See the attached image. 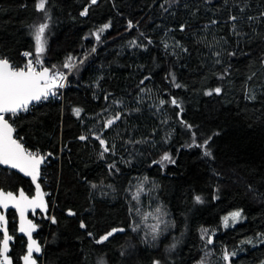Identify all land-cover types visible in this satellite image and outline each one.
I'll list each match as a JSON object with an SVG mask.
<instances>
[{
	"label": "trees",
	"instance_id": "trees-1",
	"mask_svg": "<svg viewBox=\"0 0 264 264\" xmlns=\"http://www.w3.org/2000/svg\"><path fill=\"white\" fill-rule=\"evenodd\" d=\"M35 3L0 0V57L16 66L26 62L23 52L35 59L32 32L46 20ZM46 7L41 60L65 73V86L27 112L6 114L26 149L51 153L38 178L48 206L34 217L39 263L264 264V0H47ZM109 22L98 42L91 34ZM68 56L77 61L70 73ZM97 136L109 148L103 158ZM204 140L210 156L196 146ZM164 152L175 162L161 168L153 161ZM0 188L35 191L30 178L2 166ZM235 210L243 219L225 227L222 217ZM7 218L15 235L8 255L22 264L26 242L16 213ZM113 228L124 231L96 243ZM225 251L235 253L228 262Z\"/></svg>",
	"mask_w": 264,
	"mask_h": 264
},
{
	"label": "snow or ice",
	"instance_id": "snow-or-ice-1",
	"mask_svg": "<svg viewBox=\"0 0 264 264\" xmlns=\"http://www.w3.org/2000/svg\"><path fill=\"white\" fill-rule=\"evenodd\" d=\"M97 0H90L91 4H95ZM47 0H36L35 7L37 11L44 12L46 15V20L44 23L36 26L32 32L33 40L35 43V59H32V52H25L23 56L28 58L27 63L20 67L12 64L7 57H0V165L7 166L11 169H17L20 172L24 173L26 176H30L32 182L36 186V195L29 198L25 195L23 189L19 191V195H15L12 191L4 192L0 190V208L8 209L9 205L17 210L20 216V232L25 233L28 236V246L27 253L22 257L24 264H36V260L33 258L34 252H40V246L38 242L32 239V232L35 230L36 225L32 221L27 220L25 213L28 210L35 211L36 209L46 210L47 205L43 199V194L41 193L40 184L37 182L40 176V166L45 160V156L41 155L39 151L32 152L27 150L24 145L19 142L18 139L13 137L15 129L12 126V123L9 122V119L6 118V114H11L12 116L18 115L20 112H27L30 105L33 102H39L41 100L47 99L49 95H55V90L58 88H63L65 86L64 81L67 79V76L63 72L51 73L48 68H44L41 60L42 54L45 52L47 45L46 30L49 28L47 17ZM88 12L87 7L80 13L81 16L86 15ZM264 16V12L261 13ZM230 19L235 20L236 17H230ZM249 19H253L249 17ZM215 23V21H213ZM111 27V23H105L99 27L91 35L99 42L101 40V35ZM133 24L131 21L128 22V28L131 29ZM183 29V25H181ZM135 43V41H133ZM92 52L96 51V48L91 49ZM83 63V61H79ZM39 66L40 70L37 71ZM65 69H68L69 73L77 67L76 58L68 56L63 65ZM173 81H175V76H172ZM143 83V81H141ZM176 87L181 85L176 84ZM214 91L216 94L221 92L220 88H215ZM212 91L206 93V95H211ZM254 98V97H252ZM161 105L165 103L164 100L160 101ZM171 104L179 107V103L175 98L171 99ZM182 111V109H181ZM73 112L76 116L80 115L81 109L74 108ZM120 119V113H117L115 116L109 118L105 123L104 127H110L116 120ZM14 122V121H13ZM185 126L191 129V125ZM103 149L101 152V158H103L104 153L109 151V148L106 146V141L101 139L99 136L96 137ZM81 140L86 139V137L81 136ZM211 138H209L210 140ZM209 140H204L202 144L196 145L197 147L204 148V155L210 156L211 152L207 150V145ZM193 144H195V134H193ZM193 145H189L192 147ZM48 155H51L49 153ZM165 162L174 163L170 153L164 152L158 161H153V163L160 164L161 168L165 167ZM109 168H115V165H109ZM96 187V185H93ZM142 190V189H141ZM133 199H138V195L134 196ZM194 199L196 202H201V197L199 195L195 196ZM159 211V209H157ZM69 215H75V213L69 210ZM243 219L242 211L235 210L229 212L226 216L222 217V223L225 227H228L231 223L235 225ZM53 223H55V218H52ZM8 221L3 212H0V233H2V238H0V264H13L9 253V242L12 240V237L8 233L7 229ZM81 227H84V224L81 223ZM124 229L113 228L111 231H108L106 234L102 235L96 243H103L108 240L117 232H122ZM156 232V228H153V233ZM207 229L202 231L201 239H207L208 243H212L211 237H206L205 233ZM91 235V233L89 234ZM155 234L153 239H155ZM261 243H264V237L260 240ZM242 243L251 244L252 240H246ZM174 248L175 245H172ZM235 253H229L225 251L223 259L228 262L231 256H234ZM153 264H160L159 261H154Z\"/></svg>",
	"mask_w": 264,
	"mask_h": 264
},
{
	"label": "water",
	"instance_id": "water-1",
	"mask_svg": "<svg viewBox=\"0 0 264 264\" xmlns=\"http://www.w3.org/2000/svg\"><path fill=\"white\" fill-rule=\"evenodd\" d=\"M44 68H48V67H44ZM48 69H49V68H48ZM39 70H40V69H39ZM39 70H37V71H39ZM49 70H50V69H49ZM51 96H52V95H49V97H51ZM41 101H42V100H41ZM39 102H40V101H39ZM36 103H38V102H33L30 106H33V105L36 104ZM7 119H8V118H7ZM9 122L12 123L10 120H9ZM12 126H13V128H14V125H13V124H12ZM14 129H15V128H14ZM13 137H14L15 139H18V138L16 137V135H15V132L13 133ZM18 140H19V139H18ZM19 142H21V141L19 140ZM21 143H22V142H21ZM41 155L45 156V160H44V162H43V163H45L46 160L48 159V155H44V154H41ZM43 163H42L41 166H40V170H41V167H42ZM0 166L5 167V168H9V167H7V166H3V165H0ZM9 169H11V168H9ZM11 170H14V171L18 172V173L21 174L22 176H25V177L30 178V180L32 181V179H31L30 176H26L24 173L20 172L19 170H17V169H11ZM37 182H38V181H37ZM32 183H33V182H32ZM33 184H34V183H33ZM34 187H35V193H34L33 195H29L28 193H26V192L24 191V192H25V195L28 196L29 198H31V197H33V196L36 195V186H35V184H34ZM21 189H23V188H20V189L18 190L17 193H15V192H13V191H12V192H13L15 195L18 196V195H19V191H20ZM40 189H41V187H40ZM0 190H2V191H4V192H8V191H10V190H4L3 188H0ZM41 193L43 194V199H44V201H45V203H46V205H47L46 197H45L44 192H43L42 189H41ZM9 209H13V210L16 212V215H17V227H18V233H19L20 235H24V237L26 238V251H25V253L22 255V257H23V256L27 253L28 236H27L25 233L20 232V230H19V229H20V216H19V213L17 212V210H16L15 208H13L11 205H9V208H8V209H2V208H0V212H3V213H4V215H5V217H6L7 221H8V218H7V216H6V212H7V210H9ZM47 209H48V206H47L46 210L36 209L35 211H33V210L30 209V210H28V211L25 213L26 219L32 221V223L36 225L35 230L32 232V239H34V240H36V241L38 242V244H39V246H40V249H41L40 252H38V253H37V252H34V253H33V258L36 260V264H40L39 261H38V256L43 255V246L41 245L39 239L35 237V233H36V231H37V224L32 220L30 214H31V213L34 214V213H36V211H39V212L42 213V214H46V213H47ZM8 224H9V222H8ZM8 224H7V229H8ZM8 233H9V229H8ZM9 235H10V233H9ZM10 236H11V235H10ZM11 237H12V236H11ZM11 242H12V240L9 242V250H10ZM22 257H21V262H22V264H24ZM11 260H12V259H11Z\"/></svg>",
	"mask_w": 264,
	"mask_h": 264
},
{
	"label": "flooded vegetation",
	"instance_id": "flooded-vegetation-1",
	"mask_svg": "<svg viewBox=\"0 0 264 264\" xmlns=\"http://www.w3.org/2000/svg\"><path fill=\"white\" fill-rule=\"evenodd\" d=\"M40 172H41V170H40ZM35 193V191L33 192V193H30L29 195H33ZM45 195V194H44ZM46 197V196H45ZM46 202H47V200H46ZM11 210H13V209H9V210H7V212H6V216H7V213L9 212V211H11ZM14 211V210H13ZM15 212V211H14ZM16 213V212H15ZM42 213H40L39 211H36V213H34V214H30V216H31V218H32V220L34 221V217H40V215H41ZM8 226H9V224H8ZM17 234L18 235H20L19 233H18V227H17ZM11 236H12V242H11V244L15 241V235H13V234H10ZM20 236H22V237H24V235H20ZM24 239H25V242H26V238L24 237ZM26 251V250H25Z\"/></svg>",
	"mask_w": 264,
	"mask_h": 264
},
{
	"label": "built area",
	"instance_id": "built-area-1",
	"mask_svg": "<svg viewBox=\"0 0 264 264\" xmlns=\"http://www.w3.org/2000/svg\"><path fill=\"white\" fill-rule=\"evenodd\" d=\"M23 53H24V52H23ZM23 53H22V54H23ZM27 59H28V58H27ZM26 63H27V60H26V62H25L22 66H24ZM22 66H21V67H22ZM39 69H40V68H39V66H38V67H37V70H39ZM27 150H28V149H27ZM29 151H30V150H29ZM44 164H45V163H43L41 169L43 168Z\"/></svg>",
	"mask_w": 264,
	"mask_h": 264
},
{
	"label": "rangeland",
	"instance_id": "rangeland-1",
	"mask_svg": "<svg viewBox=\"0 0 264 264\" xmlns=\"http://www.w3.org/2000/svg\"><path fill=\"white\" fill-rule=\"evenodd\" d=\"M229 225H232L231 223Z\"/></svg>",
	"mask_w": 264,
	"mask_h": 264
}]
</instances>
